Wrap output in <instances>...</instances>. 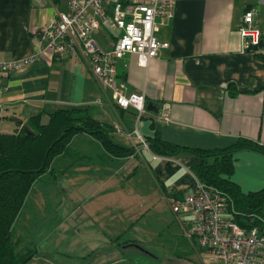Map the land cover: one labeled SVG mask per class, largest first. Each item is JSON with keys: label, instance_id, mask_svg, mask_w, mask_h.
Wrapping results in <instances>:
<instances>
[{"label": "crops", "instance_id": "1", "mask_svg": "<svg viewBox=\"0 0 264 264\" xmlns=\"http://www.w3.org/2000/svg\"><path fill=\"white\" fill-rule=\"evenodd\" d=\"M68 1L0 0V59L20 60L41 51L36 62L2 80L0 133H14L40 113L42 124H46L49 115L56 111L90 109L94 120L113 128L111 137L115 143L136 150L135 156L113 158L94 136L84 132L74 136L67 151L54 160L55 183L65 192L63 198L75 206L55 228V253L64 256L59 250L63 245L59 240L64 236L60 229L66 228L67 232L76 228L77 236L71 239L75 243L79 229L84 231L91 239L89 250L97 264H103L105 258L107 263L112 258L124 262L126 248L135 246L136 240L119 247L113 241L118 236L112 237L108 232L116 226L120 229L124 219L121 207L128 192L124 182L128 183L137 173L128 164L140 161V171L157 198L181 199L194 192L198 183L192 171L199 163L197 156L181 152L172 157H156L139 143L144 145L145 140L158 137L179 147L217 151L239 139H248L264 146V71L256 56L264 54V0H174L172 19L159 26L156 34L168 47L160 50L146 67H140L134 55L114 61L116 78L126 85L125 94L145 96V111L140 116L133 108L114 107L110 93L96 83L81 59L56 58L45 51L40 29L50 19L67 13ZM251 9L256 11L253 26L263 41L257 51L243 49L238 31L243 14ZM93 37L105 52L116 42L108 25L96 30ZM163 104L168 105L167 121L158 119ZM135 131L137 136L132 134ZM94 150L99 151L96 158L91 156ZM230 180L243 193L264 190V154L250 150L236 153ZM81 194L87 198H81ZM95 197L99 198L94 200ZM82 200L89 205L79 206ZM114 220L119 225H112ZM189 220L185 221L187 226ZM177 221L183 233L184 222ZM82 225L85 230L80 228ZM29 228L27 225L24 230ZM44 241L35 246L36 254L27 264L54 262L38 252V248L46 246ZM100 242L103 247L106 245V257L102 252L96 253ZM187 242L191 255L197 256L193 263L208 264ZM26 244L21 242L16 248L18 255ZM189 251L180 252L176 258L183 264H193ZM86 252L89 251L81 253ZM76 256L72 259L76 260Z\"/></svg>", "mask_w": 264, "mask_h": 264}, {"label": "built area", "instance_id": "2", "mask_svg": "<svg viewBox=\"0 0 264 264\" xmlns=\"http://www.w3.org/2000/svg\"><path fill=\"white\" fill-rule=\"evenodd\" d=\"M174 8V0H69L67 13L50 19L39 34L45 38L48 54L81 59L96 83L110 93L114 107L133 108L140 116L145 111V96L125 94L126 85L117 80L114 61L134 55L138 65L146 67L168 47L156 34L159 26L172 19ZM255 15L251 9L242 16L238 31L244 50L261 40L260 31L253 26ZM103 25H108L116 39L108 52L93 37ZM40 54L14 61L0 59V93L4 78L36 62ZM167 110L168 105L163 104L158 119L167 121ZM132 134L138 135L137 131ZM166 201L177 220L179 214L190 215L183 236L208 264H264V219L251 214L243 223L236 222V213L228 208L230 199L222 191L198 181L191 194L181 199L167 197Z\"/></svg>", "mask_w": 264, "mask_h": 264}, {"label": "trees", "instance_id": "3", "mask_svg": "<svg viewBox=\"0 0 264 264\" xmlns=\"http://www.w3.org/2000/svg\"><path fill=\"white\" fill-rule=\"evenodd\" d=\"M256 56L264 71V54ZM84 132L94 136L113 158L136 155L134 148L115 143L111 137L113 128L94 120L90 109L56 111L49 115L46 124H42L40 113L16 132L0 133V264H26L34 256L29 251L17 254L20 241L13 240V225L34 182L42 175L52 173V162L67 151L74 136ZM145 142L156 157H172L181 152L197 156L199 163L192 171L200 183L216 188L229 197L228 208L236 213L233 214L236 222L243 223L251 214L262 217L264 190L243 193L231 182L230 176L236 153L250 150L264 154L263 145L239 139L228 148L203 151L171 145L158 137Z\"/></svg>", "mask_w": 264, "mask_h": 264}, {"label": "rangeland", "instance_id": "4", "mask_svg": "<svg viewBox=\"0 0 264 264\" xmlns=\"http://www.w3.org/2000/svg\"><path fill=\"white\" fill-rule=\"evenodd\" d=\"M139 144L144 147L141 143ZM98 155L99 151L94 150L91 156L96 158ZM139 164H141L140 161H132L130 165L128 164V167H131L133 170L137 169V173H134V175L128 179V183L127 181L126 183L124 182L126 185L125 190H128L124 206L121 207L123 208L122 216H124V219L120 224V229L116 226L108 232L112 237L118 236L117 239L113 240L117 246L125 247L126 242L136 240L135 246L126 248L127 254H125V263L122 261L119 262L118 258H112V262L110 263H107L109 261H107L106 258L101 262H103V264H114L118 259L116 264H183L182 261L176 258L180 252L189 251L188 242L182 233V227L170 210L166 198L162 199L160 196L157 198L155 194H153L145 174L140 171ZM50 169L52 170L51 174H44L34 182L13 225V229L15 227L13 240H19L20 244L21 242H27L25 249L19 251V253L23 255L29 251V253L33 252V254H36L35 251H33L35 246L41 244L40 242H42V240H45L46 246L43 247V249L38 248V252L52 259L54 261L52 264H97V261L89 250L91 247V239L86 236L84 231H80V229L78 232L79 240L75 241V244L74 238L71 239V236H77L76 228H71L70 231L67 232L65 231L66 228H61L60 230H63L62 235L64 236L62 240H59L63 243V245L59 247V250L64 256L58 255V252L56 251L55 253L54 251L55 237L58 236V232L56 233L55 228L57 224H62V220L65 219V213L68 211L67 214H69L72 207L75 206L72 205L71 200H65L63 198L62 194L65 192H62L55 183L56 166L54 161ZM50 179L52 182H50ZM124 184L122 182L121 189ZM69 194L70 193L67 191V197ZM142 195H144L143 199ZM81 198H87V195L81 194ZM98 198L99 197H95L94 200ZM100 203H102V201ZM78 205L87 207L89 204L87 200H82ZM28 213L30 215H28ZM261 214L264 219V207L262 208ZM189 218L190 215L188 214L178 215V219L184 222L182 223L186 228H188V226L185 224V221ZM99 219L102 220V218ZM130 222L132 225H129ZM68 223L67 219L66 225H68ZM27 225H30V228L24 230ZM112 225L119 224H116V220H114ZM80 228L85 230L83 225ZM108 228H110L109 225ZM106 229L107 227L105 230ZM81 232H83V238H80ZM20 244H17V248ZM69 245H72L73 248ZM104 247L103 242L98 243L96 253L102 252L106 257V245ZM85 250L89 252L85 254L81 253ZM73 252H75V254L78 252L80 255L78 257L76 255H71ZM188 253L191 255L190 251ZM192 255L190 259L192 261L191 263H193V260L196 261L195 258L197 257L196 254H194V256ZM75 256L77 259H72V257ZM80 257L83 258L81 259Z\"/></svg>", "mask_w": 264, "mask_h": 264}, {"label": "water", "instance_id": "5", "mask_svg": "<svg viewBox=\"0 0 264 264\" xmlns=\"http://www.w3.org/2000/svg\"><path fill=\"white\" fill-rule=\"evenodd\" d=\"M263 47V41L260 40L258 45L250 46L247 51H257L260 50Z\"/></svg>", "mask_w": 264, "mask_h": 264}]
</instances>
